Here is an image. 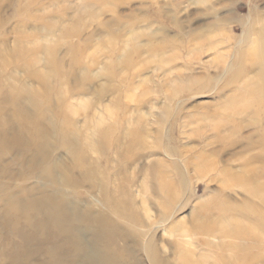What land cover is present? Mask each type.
Instances as JSON below:
<instances>
[{
	"label": "rangeland",
	"instance_id": "374dc122",
	"mask_svg": "<svg viewBox=\"0 0 264 264\" xmlns=\"http://www.w3.org/2000/svg\"><path fill=\"white\" fill-rule=\"evenodd\" d=\"M262 39L264 0H0V118L138 264H264Z\"/></svg>",
	"mask_w": 264,
	"mask_h": 264
},
{
	"label": "bare ground",
	"instance_id": "6f19581e",
	"mask_svg": "<svg viewBox=\"0 0 264 264\" xmlns=\"http://www.w3.org/2000/svg\"><path fill=\"white\" fill-rule=\"evenodd\" d=\"M263 42L255 53L264 66ZM253 100L264 108V71ZM1 118L0 230H7L11 240L0 253L4 256L0 255V264H138L126 248L128 238L116 232L118 222H112L91 201L84 203L83 197L49 188L47 182L61 183L49 167L53 159L46 152L42 130L28 122ZM64 148L78 158L74 144H64ZM30 180H41L42 184ZM64 182L61 185L67 187L82 185ZM108 209L116 214L121 210L114 204ZM45 229H49L48 238ZM39 239H46V245Z\"/></svg>",
	"mask_w": 264,
	"mask_h": 264
}]
</instances>
